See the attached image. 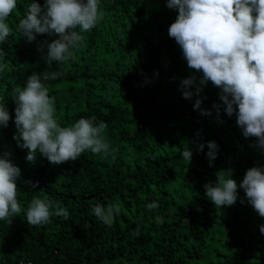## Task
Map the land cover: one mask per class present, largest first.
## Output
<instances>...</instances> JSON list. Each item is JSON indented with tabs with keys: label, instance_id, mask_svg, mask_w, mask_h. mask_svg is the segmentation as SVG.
Segmentation results:
<instances>
[{
	"label": "trees",
	"instance_id": "obj_1",
	"mask_svg": "<svg viewBox=\"0 0 264 264\" xmlns=\"http://www.w3.org/2000/svg\"><path fill=\"white\" fill-rule=\"evenodd\" d=\"M33 2L43 6L45 0H17L6 21L12 34L0 44L8 53V66L0 71V105L11 116L0 128V154H9L20 169L22 210L11 224L0 220V264H264L259 231L264 218L244 190L238 188L234 205L217 207L204 188L216 182L218 172L239 185L247 169L264 166V150L254 146L256 138L242 135L235 113L224 112L221 90L211 82L200 93L201 108L211 115L194 110L196 96L182 97L181 80L203 74L188 68L168 35L178 11L166 0H99L102 19L83 33L72 59L49 66L47 48L38 46L58 37L37 35L29 43L18 31ZM44 71L60 73L43 81L55 98L60 126L80 118L105 122L107 153L88 150L76 161L53 165L37 151L34 162L26 161L28 150L13 138V98L31 74ZM208 141L219 148L213 167L206 157ZM188 148L190 164L181 156ZM34 198L66 208L68 219L52 216L47 224H28ZM152 202L158 207L150 210ZM96 205L120 208L110 227L95 216Z\"/></svg>",
	"mask_w": 264,
	"mask_h": 264
},
{
	"label": "clouds",
	"instance_id": "obj_2",
	"mask_svg": "<svg viewBox=\"0 0 264 264\" xmlns=\"http://www.w3.org/2000/svg\"><path fill=\"white\" fill-rule=\"evenodd\" d=\"M166 6L178 11L168 28L169 37L179 45L188 68L203 74L199 80L195 75L181 80L182 97L196 96L194 110L211 115L210 110L201 108L200 98L203 88L211 82L221 90L219 99L226 106L224 112L229 117L235 113L242 135L256 138L254 146L264 150V0H166ZM16 7L17 0H0V44L6 43L12 34L6 21ZM101 19L99 0H45L43 6L38 2L29 5L25 18L19 21L18 31L29 43L37 35L58 37L38 46L40 50L47 48V64L51 66L53 62L65 63L72 59L74 50L84 39L83 33L91 31ZM7 55L0 48V71L8 66ZM59 75L55 71L33 73L23 89H16L13 99L17 134L13 138L19 147L28 150L25 157L28 162L36 160L37 151L53 165L76 161L88 150L93 154L109 151L103 135L107 129L105 122L94 124L95 117H92L80 118L66 127L58 123L55 98L49 96L43 81L55 80ZM213 108L219 117L221 104H213ZM10 119L9 111L0 105V128H6ZM206 144L209 149L206 157L213 167L219 148L215 141ZM204 148L205 143L197 145L200 152ZM8 155L0 154V220L11 224V218L22 210L16 183L20 169ZM192 155L189 148L181 152L189 164ZM204 188L205 195L217 207L234 205L238 188L243 189L253 210L264 218V166L247 169L239 185L232 176L226 178L218 172L216 182H209ZM146 207L156 209L158 204L152 202ZM93 212L110 227L120 208L113 206L105 210L96 205ZM52 216L68 219L69 213L66 208L40 198H34L26 211L27 223L33 226L49 223ZM156 222L163 224V217H157ZM259 231L264 235V224L259 226Z\"/></svg>",
	"mask_w": 264,
	"mask_h": 264
},
{
	"label": "built area",
	"instance_id": "obj_3",
	"mask_svg": "<svg viewBox=\"0 0 264 264\" xmlns=\"http://www.w3.org/2000/svg\"><path fill=\"white\" fill-rule=\"evenodd\" d=\"M21 264H30V263H28V262H27V263H24V262H23V263H21Z\"/></svg>",
	"mask_w": 264,
	"mask_h": 264
},
{
	"label": "rangeland",
	"instance_id": "obj_4",
	"mask_svg": "<svg viewBox=\"0 0 264 264\" xmlns=\"http://www.w3.org/2000/svg\"><path fill=\"white\" fill-rule=\"evenodd\" d=\"M260 161V160H259Z\"/></svg>",
	"mask_w": 264,
	"mask_h": 264
}]
</instances>
